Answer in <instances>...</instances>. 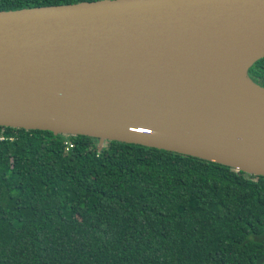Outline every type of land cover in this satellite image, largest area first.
<instances>
[{
	"label": "water",
	"instance_id": "water-1",
	"mask_svg": "<svg viewBox=\"0 0 264 264\" xmlns=\"http://www.w3.org/2000/svg\"><path fill=\"white\" fill-rule=\"evenodd\" d=\"M233 53L244 56L242 86L220 85L216 101L217 70ZM262 57L264 0L0 10V126L141 144L264 175V88L247 76Z\"/></svg>",
	"mask_w": 264,
	"mask_h": 264
},
{
	"label": "trees",
	"instance_id": "trees-1",
	"mask_svg": "<svg viewBox=\"0 0 264 264\" xmlns=\"http://www.w3.org/2000/svg\"><path fill=\"white\" fill-rule=\"evenodd\" d=\"M93 0H0V10ZM264 88V57L247 69ZM0 264H264V175L0 126Z\"/></svg>",
	"mask_w": 264,
	"mask_h": 264
},
{
	"label": "bare ground",
	"instance_id": "bare-ground-1",
	"mask_svg": "<svg viewBox=\"0 0 264 264\" xmlns=\"http://www.w3.org/2000/svg\"><path fill=\"white\" fill-rule=\"evenodd\" d=\"M245 67L244 56L241 53H233L226 62H223L217 72L219 74L216 76V101L219 98H223V94L221 92L220 85L228 86L229 84H233L236 87L242 86L241 77L243 74V70ZM215 80V79H214ZM219 83V84H218ZM218 87V89H217Z\"/></svg>",
	"mask_w": 264,
	"mask_h": 264
},
{
	"label": "rangeland",
	"instance_id": "rangeland-1",
	"mask_svg": "<svg viewBox=\"0 0 264 264\" xmlns=\"http://www.w3.org/2000/svg\"><path fill=\"white\" fill-rule=\"evenodd\" d=\"M251 237L255 238V240L263 241L264 242V232L261 234H252Z\"/></svg>",
	"mask_w": 264,
	"mask_h": 264
},
{
	"label": "built area",
	"instance_id": "built-area-1",
	"mask_svg": "<svg viewBox=\"0 0 264 264\" xmlns=\"http://www.w3.org/2000/svg\"><path fill=\"white\" fill-rule=\"evenodd\" d=\"M0 139H2V137H0Z\"/></svg>",
	"mask_w": 264,
	"mask_h": 264
}]
</instances>
